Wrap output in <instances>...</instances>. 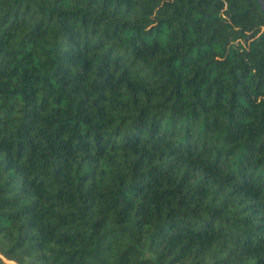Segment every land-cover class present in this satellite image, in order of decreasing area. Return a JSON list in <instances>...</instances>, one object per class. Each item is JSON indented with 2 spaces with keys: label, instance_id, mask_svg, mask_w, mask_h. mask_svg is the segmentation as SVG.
Wrapping results in <instances>:
<instances>
[{
  "label": "trees",
  "instance_id": "1",
  "mask_svg": "<svg viewBox=\"0 0 264 264\" xmlns=\"http://www.w3.org/2000/svg\"><path fill=\"white\" fill-rule=\"evenodd\" d=\"M0 264H264L258 0H0Z\"/></svg>",
  "mask_w": 264,
  "mask_h": 264
},
{
  "label": "water",
  "instance_id": "2",
  "mask_svg": "<svg viewBox=\"0 0 264 264\" xmlns=\"http://www.w3.org/2000/svg\"><path fill=\"white\" fill-rule=\"evenodd\" d=\"M259 5L261 7V10L264 12V1L263 0H258Z\"/></svg>",
  "mask_w": 264,
  "mask_h": 264
}]
</instances>
